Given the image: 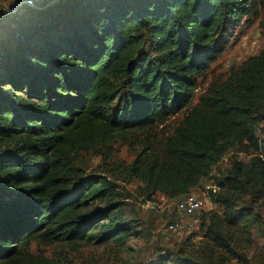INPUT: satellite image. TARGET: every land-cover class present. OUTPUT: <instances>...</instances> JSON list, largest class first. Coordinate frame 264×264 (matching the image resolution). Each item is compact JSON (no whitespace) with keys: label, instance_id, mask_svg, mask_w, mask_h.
<instances>
[{"label":"trees","instance_id":"trees-1","mask_svg":"<svg viewBox=\"0 0 264 264\" xmlns=\"http://www.w3.org/2000/svg\"><path fill=\"white\" fill-rule=\"evenodd\" d=\"M253 7V0H34L24 7L17 20L37 13L48 22L23 28L14 48L0 53V264H57L30 254L33 241L126 245L136 226L125 220L117 183L86 176L75 162L133 130L146 139L125 180H139L147 196L194 195L228 153L248 157L206 191L222 213L198 214L203 236L194 241L192 233L156 264H264V245L247 257L252 231L264 240V215L255 208H264V48L208 84L192 106L228 32ZM179 115L168 135L153 138Z\"/></svg>","mask_w":264,"mask_h":264},{"label":"rangeland","instance_id":"rangeland-1","mask_svg":"<svg viewBox=\"0 0 264 264\" xmlns=\"http://www.w3.org/2000/svg\"><path fill=\"white\" fill-rule=\"evenodd\" d=\"M26 0H0V53L3 49L14 48L16 35L21 34L23 28L32 29L37 23L48 22L37 13H29L21 20H17L25 10ZM254 7L244 23L230 29L225 42L224 52L210 65L207 73L199 80L196 98L202 95L208 84L219 80H226L232 69L238 67L251 56L258 55L264 48V33L258 23L262 17L263 9L259 0H253ZM38 5V3H37ZM255 11V12H254ZM15 14L18 17L6 19V15ZM144 49H151V41L146 35ZM181 115L175 120L166 123V128L159 127L155 130L153 138L160 140L164 134L168 135ZM141 130H133L126 140H118L102 146L90 148L79 154L75 167L84 172L86 176L107 175L117 183L120 196L117 199L120 208L125 215V220L133 221L136 226L132 235L127 238L125 246L116 243L98 244L94 241L85 243L76 248L64 243L42 245L33 241L29 247V253L42 255L57 264H156L159 256L171 254L181 247L182 242L192 233H196L194 241L203 236L198 224L194 225L190 219L177 212L175 201L162 195L142 194L143 184L137 179L125 180V173L141 152L140 141L146 139ZM247 162L248 157L237 150L228 153L214 169L211 176L200 183V186L190 192L205 201V211H213L221 215V209L211 204L206 198V191L213 188L217 179L223 178L233 161ZM248 203L249 199L241 202ZM256 211L263 217L264 208ZM178 221L180 229L176 232L167 230L170 222ZM264 229V226H261ZM253 232L254 244L247 257L250 258L264 245V240L258 233ZM134 233H137L136 235ZM232 264H235L234 262ZM250 264H258L252 260Z\"/></svg>","mask_w":264,"mask_h":264},{"label":"built area","instance_id":"built-area-1","mask_svg":"<svg viewBox=\"0 0 264 264\" xmlns=\"http://www.w3.org/2000/svg\"><path fill=\"white\" fill-rule=\"evenodd\" d=\"M25 4L32 5L34 4V0H26ZM205 205V201L195 195H186L175 201L176 211L190 219V222L194 225L198 224V214L205 211ZM179 229L180 224L178 221L170 222L167 225V230L170 232H176Z\"/></svg>","mask_w":264,"mask_h":264}]
</instances>
